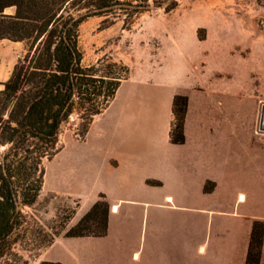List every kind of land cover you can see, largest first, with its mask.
<instances>
[{"label":"crops","instance_id":"obj_1","mask_svg":"<svg viewBox=\"0 0 264 264\" xmlns=\"http://www.w3.org/2000/svg\"><path fill=\"white\" fill-rule=\"evenodd\" d=\"M238 76L128 75L84 138L66 144L65 190L79 202L70 226L103 196L106 234L56 237L45 261L245 264L252 224H264V130ZM175 95L187 97L181 144L170 139ZM140 218L142 254L130 243Z\"/></svg>","mask_w":264,"mask_h":264},{"label":"trees","instance_id":"obj_2","mask_svg":"<svg viewBox=\"0 0 264 264\" xmlns=\"http://www.w3.org/2000/svg\"><path fill=\"white\" fill-rule=\"evenodd\" d=\"M177 6L176 0H0V40L25 47L8 79L0 83V262L17 256L12 237L25 222L24 209L31 208L40 194L42 161L57 153L63 124L77 114L84 137L94 116L128 77V68L114 62L82 65L81 23L94 16H122L130 24L151 9L171 12ZM9 9L13 13L5 14ZM186 108L187 97L175 95L170 130L175 144L185 140ZM211 188L212 184L204 186L205 191ZM108 212V203L100 196L64 237L104 236ZM263 233L264 224L254 221L245 264H259Z\"/></svg>","mask_w":264,"mask_h":264},{"label":"rangeland","instance_id":"obj_3","mask_svg":"<svg viewBox=\"0 0 264 264\" xmlns=\"http://www.w3.org/2000/svg\"><path fill=\"white\" fill-rule=\"evenodd\" d=\"M176 1L171 12L151 9L130 24L122 16L87 18L78 29L82 65L110 61L126 66L128 75H159L165 69L178 75L204 72L236 79L241 75L248 91L256 94L249 118L259 120L264 99V0ZM24 52L23 43L0 40V83ZM83 138L82 121L73 114L61 127L57 153L42 161L40 194L31 208L24 209L25 222L12 237L17 256L5 257L0 264H39L47 257L52 244L48 241L64 236L71 227L79 202L65 190L63 166L69 152L66 144ZM143 225L140 218L137 236L130 242L139 254Z\"/></svg>","mask_w":264,"mask_h":264},{"label":"water","instance_id":"obj_4","mask_svg":"<svg viewBox=\"0 0 264 264\" xmlns=\"http://www.w3.org/2000/svg\"><path fill=\"white\" fill-rule=\"evenodd\" d=\"M4 13L5 14H9V13H6V11ZM10 14H12V13H10ZM259 120H260L259 128L261 130H264V105H263V108H262V110L260 112V119Z\"/></svg>","mask_w":264,"mask_h":264}]
</instances>
